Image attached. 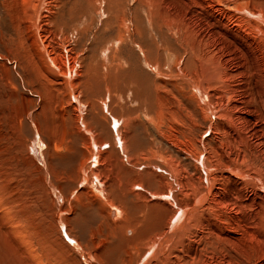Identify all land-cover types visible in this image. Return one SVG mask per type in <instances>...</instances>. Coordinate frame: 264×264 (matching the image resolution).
Wrapping results in <instances>:
<instances>
[{
	"label": "bare ground",
	"instance_id": "6f19581e",
	"mask_svg": "<svg viewBox=\"0 0 264 264\" xmlns=\"http://www.w3.org/2000/svg\"><path fill=\"white\" fill-rule=\"evenodd\" d=\"M11 1L21 21L17 35L26 43L19 63L30 82H38L34 90L46 98L44 112L57 117L65 133L59 137L52 129L50 148L57 153L68 136L81 157L76 170L54 171L57 179L82 174L80 194L66 197L52 181L43 132L27 112L35 125L32 138L22 141L44 171L46 197L53 201L51 224L60 240L49 250L58 264L76 261L75 249L82 256L78 264H136L146 248L152 258L145 264H252V257L264 264V0H135V12L151 13L147 21L163 38L169 34L161 42L152 38L156 55L146 58L149 72L121 67L118 46L131 30L128 0ZM101 11L107 14L102 34L116 30L118 36L99 65L80 58L70 35L79 27L73 22ZM141 15L133 18L136 36L152 27L143 31ZM95 22L93 16L85 30ZM9 58L4 71L16 62ZM150 71L158 77L153 85ZM154 86L164 92L156 101ZM248 150L263 157L259 166L249 163ZM1 175L0 169V204L7 206L12 187ZM251 188L262 195L250 196ZM72 219L78 226L97 224L85 242L92 254L69 235ZM78 241L84 242L80 235ZM213 245L220 255L209 249Z\"/></svg>",
	"mask_w": 264,
	"mask_h": 264
},
{
	"label": "rangeland",
	"instance_id": "374dc122",
	"mask_svg": "<svg viewBox=\"0 0 264 264\" xmlns=\"http://www.w3.org/2000/svg\"><path fill=\"white\" fill-rule=\"evenodd\" d=\"M128 1H129L128 15L130 14L129 15L130 17L128 16V18L130 21L129 24L131 23L130 24L131 30L130 32H128L127 35H123V38L119 43L120 47L118 46V49L121 53L120 63L123 64L121 65V67L122 68L135 67L134 69H137L139 65L140 66L139 68H144L146 71L149 72L145 63L146 58L152 59V57L156 55L155 51L151 49L152 38H154V35H156L157 41L161 42L164 41L165 38L169 36V34L168 35L166 34L165 37L163 38V35L161 33H158L159 31H157V29L151 25L152 22H150L151 23L150 24L149 21H147L148 18H146V15H148V17L149 16L152 17V14L151 13L149 14L148 12L143 13L146 11L140 12V10H138L139 12L138 11L135 12V8L138 4L136 3L135 0H128ZM11 4L12 1L10 2V0H0V56L1 55L3 56V58L0 57V163H1L0 169L2 170L1 178L3 177L4 181L8 183L9 188L12 187L11 188L12 190L9 189L8 193L6 194V195L9 194V200H8L10 201L9 205L6 206L5 204L3 205V203L2 205L0 204V206H2L0 207V214L3 215V216L0 215V264H58V260L56 259L57 257L55 258V256L52 255L53 250L51 249L52 252L49 250L50 249L49 247L56 249L57 248L56 244L52 242L56 240L58 241L60 240V236L58 232L55 229H53L51 224L52 221L51 209L53 207V201L51 200V198H49L50 196L46 197V190H45L46 187L44 185L45 181L43 182V178H42L44 176V171H42V169L37 164H34L35 162H33V160L30 158L31 154L29 152L30 150H28L29 143L28 142L24 143V141H22L24 139L26 140L32 138L33 136L32 131L34 130V125H35V124L30 125L31 123L28 122L27 118H25L27 112L32 114L33 120L35 121V123H37V125H39L40 129L43 132L42 133L38 128L39 132L42 133L41 135L42 141L46 142V144L48 145V149H47L48 153L46 157H47V161L50 163L49 170H52L53 168V170L51 171L52 181L57 187L59 186L61 188L62 194L66 197L71 195L73 190L77 192V195L80 194L82 189L81 187L82 174L81 175L79 174V177L77 178L74 177L73 179L75 180L72 179L69 180V178L64 179V177L57 179L54 173L56 172V170L63 171L65 168L69 169L70 172L72 170H76L77 166L78 167L80 166L81 157L79 156V153L76 151V149L74 150L75 147L71 148L72 143L70 139H68V136H67V141L68 140L69 141L64 143V146L60 150H58L57 153L53 152L52 150L53 148H50L52 146L51 144L52 129L53 131L55 130L54 132L56 133V135L59 134L57 135L59 137H61L62 135L65 136V133L63 129H61L58 118L57 117L55 119L52 118L51 120V117H49V115L44 112L43 106L45 105L46 98L44 96H41V94L38 95V93L35 92L34 90L38 87V82L31 83L30 81L32 79L29 77L28 71L26 69H23V65L19 63L18 59H20V57L22 56L21 53L25 52L23 46L26 43L20 41V38L17 35V30L15 25L20 23L21 21H15V16H16L15 6L11 7ZM102 13L103 11H101V14L98 13L95 15L94 13L93 16L96 17V22L93 23V26L89 27V30H85L84 27H86L88 24L89 25L91 24L90 22L93 17L92 15H88L87 19H85L86 18L85 17L84 18L85 20L82 19L81 21L76 20L75 22H73V24H78L79 27L77 28L76 33H72L73 35L75 34V36L70 35L71 38H73L72 39L73 44L70 45L77 46L79 52L81 53L80 58L84 57L86 59H89L88 62L91 61L92 59L94 64L99 63V65L102 64L101 61L103 59L102 54L104 50H106V48L110 46H114L115 39L118 36L116 35V30H112L107 34L106 33L102 34L103 33L102 27H104L103 25L104 19L106 18L107 15L105 12L103 14ZM137 13H139L140 15L142 13L144 14L141 15L142 18L141 20L144 19L143 21H141L142 28L145 26L148 27V25L153 27V28L148 27V29L153 30L152 32H150L151 30H148L146 27L145 29L143 28V31L147 29L146 32H144V34H148V35L136 36V34L132 32L133 31L132 29L135 25L133 18L134 15H136ZM137 43H142V44H137ZM147 48L149 51L147 50ZM10 49H12L11 52L9 51ZM18 50H20L21 52H19ZM143 52L145 53L144 55ZM152 52H154L155 54H153ZM146 54L147 55L151 54L152 56L148 55L149 56L148 57ZM94 56L97 57L95 58ZM8 57H10L9 59L12 58L16 62L15 63L13 62L14 64H11V66L7 67V70L5 68L4 71L2 65L4 63L5 64L7 63L5 58ZM127 63H129L130 66H128ZM139 68L137 70H140ZM150 75L152 76V85H153L154 79H158V77L157 74L151 71H150ZM9 78H11L12 82L18 86L17 91L14 90L15 88L13 87L10 81L7 82V79L9 80ZM157 92H158L157 88L156 86H154V88L152 89L153 101H156L158 94L164 93L163 91H159L158 93ZM51 106L52 104L49 105V107L53 108V106L52 107ZM174 108L175 109L173 112H175L177 116L179 115L178 116L179 118L183 119V114H182L183 112L181 113V111L177 109L178 106L177 108L176 107ZM182 119L181 122L183 123ZM19 120L20 121L22 120L20 123L21 128L20 127L18 128V126H20V124L18 125ZM206 126L207 123L197 133L199 135L201 133L203 134V132L206 130ZM141 132L142 130L139 128L137 134L142 135ZM139 138H141L140 140L142 142H146L144 141L146 139L142 137ZM171 149L174 150L173 152L176 155L178 154V152H176L177 147L174 146ZM248 151H249V163L253 166H259L263 162L262 160L263 157L256 159L255 153H251L250 150ZM192 162L194 163L195 161L192 160ZM202 172L203 171L198 170L196 174L198 176L203 175L204 177L205 173ZM103 180L106 182L107 177L104 176ZM44 192L45 194H43ZM248 194L250 196L254 194L262 195L260 191L255 188H251L248 191ZM7 198L8 196L7 197L4 196L5 200ZM47 199L49 203H47L48 202ZM45 200L47 202H45ZM9 206L10 207L12 206L13 209H11ZM185 207H189V206L187 205ZM6 208L8 209L10 208V210L7 209L9 214L6 211ZM15 210H17L18 212L17 211L15 212ZM4 211L7 214L6 217H8V215H11V218H9L10 220L4 217ZM81 211L82 209L79 208V212ZM93 213L96 214V212L94 211ZM177 214H178L177 212L173 213V215H177ZM78 215H80V213ZM87 217H88L87 213H84L82 219L86 221ZM7 219L8 221H6ZM15 219L17 221H15ZM20 221L22 226L17 225L19 224L17 222ZM15 223L17 226L13 225ZM67 227L71 228L69 230V235L71 236V238L72 237L74 238L75 242L77 243L76 245H79V247L83 250L84 253L92 254L93 251L92 246L91 245L87 246L85 242H87V240H89L90 238L89 237L90 227H97V224L96 223L92 224L89 221H87L86 224L81 223V226H78V224L75 223L74 219H72L70 222L67 223ZM167 228L168 225H166L159 233L163 235L166 232ZM64 232H68V231H64ZM79 235L84 240L83 243L82 242L79 243L78 241ZM31 238L34 242L30 240ZM41 243H43L45 246H42ZM211 247L212 248H209L210 250H213L215 251V253H217V255H220V252L216 245H213ZM226 248L228 247H224V249ZM75 251H76L75 255L77 256L76 261L74 262L66 261L67 264H75V263L78 264V262L81 261L82 256L80 252H78L76 249ZM228 252L234 254V252L232 251L228 250ZM146 253L147 255L145 256ZM144 256L145 258L143 259ZM137 258H139V260L137 261L136 264H145L149 259L152 258V252L150 248H146V250H144L142 254ZM253 258L254 257H252V261H253L252 264H256V261ZM191 263L192 261L190 259L185 261V264H191Z\"/></svg>",
	"mask_w": 264,
	"mask_h": 264
}]
</instances>
